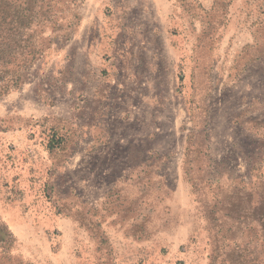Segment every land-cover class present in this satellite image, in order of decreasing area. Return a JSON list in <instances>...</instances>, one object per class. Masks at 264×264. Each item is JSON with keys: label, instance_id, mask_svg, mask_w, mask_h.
I'll use <instances>...</instances> for the list:
<instances>
[{"label": "rangeland", "instance_id": "rangeland-1", "mask_svg": "<svg viewBox=\"0 0 264 264\" xmlns=\"http://www.w3.org/2000/svg\"><path fill=\"white\" fill-rule=\"evenodd\" d=\"M29 1L0 264H264V0Z\"/></svg>", "mask_w": 264, "mask_h": 264}, {"label": "trees", "instance_id": "trees-1", "mask_svg": "<svg viewBox=\"0 0 264 264\" xmlns=\"http://www.w3.org/2000/svg\"><path fill=\"white\" fill-rule=\"evenodd\" d=\"M34 5L29 0H0V68L7 65L12 54L19 53L21 45H12V41H24L25 30L33 20ZM8 86L10 81L4 80L0 89L3 91Z\"/></svg>", "mask_w": 264, "mask_h": 264}]
</instances>
